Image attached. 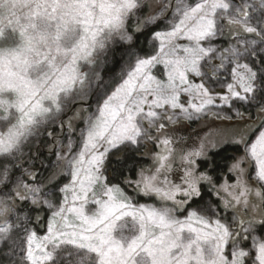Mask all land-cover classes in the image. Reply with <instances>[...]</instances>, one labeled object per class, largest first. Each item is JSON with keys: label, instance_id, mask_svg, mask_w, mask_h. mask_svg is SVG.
<instances>
[{"label": "snow or ice", "instance_id": "obj_1", "mask_svg": "<svg viewBox=\"0 0 264 264\" xmlns=\"http://www.w3.org/2000/svg\"><path fill=\"white\" fill-rule=\"evenodd\" d=\"M169 12L167 30L152 33L154 54L133 52L138 36ZM222 21L234 41L227 47L214 43L224 35ZM181 39L187 43L178 44ZM124 44L135 62L113 86L101 69L110 56L115 62L116 46ZM222 71L231 79L222 103H257L264 113V0H0V264H264V219H240L242 231H233L208 215L215 214L211 204L190 207L203 184L215 186L207 171H198L195 158L206 157L203 142L181 155L180 183L166 175L175 152L169 137L161 141L167 154H157L152 174L141 170L138 180L123 181L154 195L159 206L134 204L105 175L110 152L154 139L150 130L164 129L161 120L177 122V113L167 109L184 119L205 113L215 103L207 82H218ZM182 94L190 97L187 106ZM93 98L96 108L89 112ZM76 103L88 107L76 108L59 127L71 132L73 121L84 120L81 150L70 159L58 152L57 163L65 162L68 171L54 168L37 180L38 173L24 167L33 140L53 136L48 127ZM245 137V156L229 169L238 171L237 183L221 188L231 197L225 207L247 214L264 206V123L254 139ZM244 160L254 165L256 187L240 166ZM63 175L70 181L57 187ZM44 210L50 212L46 225ZM33 213L35 223L46 226L43 236L31 227Z\"/></svg>", "mask_w": 264, "mask_h": 264}, {"label": "rangeland", "instance_id": "obj_2", "mask_svg": "<svg viewBox=\"0 0 264 264\" xmlns=\"http://www.w3.org/2000/svg\"><path fill=\"white\" fill-rule=\"evenodd\" d=\"M152 2H154V0H152ZM234 2L239 3L240 0H234ZM144 11L146 12L147 9H145ZM171 19V12H169L167 14V19L162 20L159 23V26L150 27L148 30H146L144 34L141 35L143 36V38L146 35L145 45L143 46V49H139L134 41L132 51L138 53L140 56H144L146 54H154L153 45L150 43V41L152 40V33L154 31L167 30L165 25L167 24V20ZM221 23L224 24V35L218 36L214 40V43H217L223 47H227L228 42L233 41V38L228 31L226 21H222ZM177 43L184 44L187 43V41L181 39L178 40ZM156 44L158 45V41L156 42ZM127 49L128 45L126 44L116 46V57H118L120 61L116 71L111 72L107 70V67L110 65V62L112 60L111 56L109 57L108 63L101 69V74L104 80L109 81L110 79H112L113 86L115 85V83L120 82V74L122 72L126 74L127 71H129L134 65L135 56L130 57L128 54H126ZM213 63H218V61L213 60ZM158 68L162 70V66H158ZM153 72L154 74H158L157 69H154ZM194 82L200 83L201 81L199 78H195ZM228 82H231L230 76L223 71L220 73L218 82H207L211 84V89L215 96V103L213 105H210L209 109L206 110L205 113H195L193 111L191 119H184L178 116L179 110L167 109L168 115H173L174 112L177 113L176 123H169L166 120H161L159 121V123L165 124L164 129H161L159 132L155 128H152L150 130V135L154 139L148 140L146 138H141L140 143L137 145H123L118 151L113 150L109 153V156L111 155L112 157L118 158L121 156V153L123 151L126 152L129 150H133L136 151V154L138 153L137 155L142 159V163L140 165L137 164L134 170L133 177L127 174L126 176H123L120 181L121 188H123L129 196L133 197L132 202L134 204H155L159 206L160 201L154 195L144 196L142 194H139L134 183L125 184L123 181L138 180L140 178L139 173L141 172V170H144L146 175L152 174L155 169L159 166L157 154H167L165 151V146L161 143V141L165 137H169L174 141L173 144L170 145V147L175 149V152L168 161V163L171 164V169L167 171L166 175L168 176V179L174 183H180L179 178L183 174V169L186 163L180 159L181 155L185 152L199 149L200 144L202 142L205 144L204 151L206 152V157H196L195 159L198 165V171H207L208 174L213 177V183L215 186L213 187L212 185H208L206 183L203 184L202 189L206 191L205 195L198 198L194 203L190 205V207L197 208L200 205L211 204L215 210V214L208 213V215H210L212 219L219 218L222 222L229 223L233 226V231H242V227L239 224L240 219H243L245 221L253 217L256 221L264 219V206L257 209L255 212L250 209L247 214H245L239 208V206H237L236 208H233L231 206L225 207V202L230 200L231 197L228 195V192L221 188V185H235L237 183L239 175L238 171H229V169L232 167L233 163H235L237 159L245 156V143L240 142V137L242 134L246 133L245 138L247 140L250 141L254 139L256 130H258L261 124L264 123V113H259V105L257 103H247L235 99L232 100L230 104L222 103L220 96L227 94V88L225 85ZM110 90L111 89H109V91ZM216 93H219V95H215ZM189 99L190 97L187 94L181 95V103L185 104V106L188 105ZM193 102L199 103V100L193 99ZM89 103L91 104V108H89L88 111L94 112L96 108L95 98L91 99ZM80 107L87 108L88 105H81L80 103L74 104L71 110H69L66 114L58 118L56 124L50 125L48 127V130L53 132V136L50 137L45 133L41 135L38 139L33 140L31 146V153H29L28 159L31 160L32 157L34 158V156H36V160H31V163L25 162L24 167L30 168L33 172L38 173L37 180L46 177L49 172H51L54 168L58 172L68 171L65 167V162L61 161L57 163L58 152L62 155L66 154L67 157L70 159L72 156L76 155L81 150V130L85 127L84 120L80 119L73 121V130L71 132H69V129L66 125L63 129L59 127V123L61 120H67L68 116H71L75 109ZM190 111L192 110L190 109ZM237 112H239L241 115L238 116ZM212 113H219L221 118L213 116ZM225 115L231 116L232 119H223L222 117ZM145 127H147V123H145ZM249 127H251L253 131H248ZM69 139H71L72 141L71 152H69L67 149ZM213 144L215 146H213ZM40 145H42L41 150H43V157H38L37 155V149L40 148ZM225 145H230L231 147L236 146V148H238V151L231 152L232 159L228 164L227 171L225 173H219L218 175L220 179H218V181H215L216 177L214 176L216 172H221V170H215L212 165L211 167H209V164H211L209 162L210 156L212 152L222 148ZM25 152H28L27 148L25 149ZM108 159L106 160V162L108 161ZM36 161L39 163L42 162L41 165H46L47 167L42 166L41 168H37L38 166L34 165L37 163ZM201 161L206 162L204 166L200 163ZM240 166L242 168L248 169V179L251 182L252 186L256 187V181L251 179L252 174L254 173V165L250 167L249 162L247 160H244L241 162ZM105 175L110 177V173L108 172V170L105 172ZM160 179L163 180V174H161ZM69 181L70 176L63 175L61 176L57 187L62 186L63 184L68 183ZM61 197L62 194L56 191L55 199L59 200L61 199ZM180 198L181 197L178 195L177 199ZM168 203L169 205H171V202ZM253 203H257V201L253 200ZM17 204H20V202L17 201ZM44 212L47 213L46 218L44 219V223L46 225L47 217L50 215V212H48L47 210H44ZM42 214L43 212L41 213V215ZM184 214L186 215V213ZM233 217H236L235 223L233 222ZM12 219L14 221L15 218L13 217ZM32 222L33 223H31V227H33L37 231V235L43 236L46 232V226L41 227L35 224V215L33 217ZM246 226L247 224L245 223L244 227ZM254 235L259 236L260 232L257 231L256 233H254ZM250 244L251 241L248 240L245 241L244 246H250Z\"/></svg>", "mask_w": 264, "mask_h": 264}, {"label": "trees", "instance_id": "obj_3", "mask_svg": "<svg viewBox=\"0 0 264 264\" xmlns=\"http://www.w3.org/2000/svg\"><path fill=\"white\" fill-rule=\"evenodd\" d=\"M145 40H146V35L144 38H143V36L139 35L138 39L135 40L136 46L139 49H143V46L145 45ZM119 63H120L119 58L116 57V53H115V62H113L111 60L110 65L107 67V70L111 71V72L116 71ZM41 148H42V145H40V148L37 149L38 157H43V154H42L43 150H41ZM237 149L238 148H236V146L231 147L230 145H225L222 148L211 153L209 162L211 163L212 167L215 168V170L216 169L221 170V172H216V174L214 176V177H216L215 181H218V179H220V177L218 175L219 173H225L227 171L228 164L232 159L231 152L238 151ZM137 154H136V151L129 150L126 152L123 151L121 153V156L118 157L119 159L112 157L111 155L108 157L109 159L106 162V168H107L108 172L110 173V177H109L110 182H115V183L121 184L120 181H121V178L123 176H126L128 174L131 177H133L134 170H135L137 164L140 165L142 163L141 157H139ZM31 160L35 161L36 156H34V158L32 157ZM200 163L204 166L206 162L201 161ZM41 164H42V162L41 163L37 162L34 165H37L38 166L37 168H39V167L41 168L42 167ZM201 191L203 193L202 196H204L206 191L203 189ZM46 214L47 213H45L43 211V214H42L43 219L46 218ZM34 215H36V214L35 213L32 214V220H33Z\"/></svg>", "mask_w": 264, "mask_h": 264}]
</instances>
